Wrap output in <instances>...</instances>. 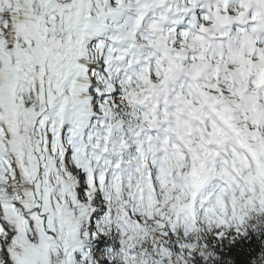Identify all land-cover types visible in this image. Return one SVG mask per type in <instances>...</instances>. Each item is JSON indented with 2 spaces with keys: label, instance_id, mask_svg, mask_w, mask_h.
Listing matches in <instances>:
<instances>
[{
  "label": "snow or ice",
  "instance_id": "1",
  "mask_svg": "<svg viewBox=\"0 0 264 264\" xmlns=\"http://www.w3.org/2000/svg\"><path fill=\"white\" fill-rule=\"evenodd\" d=\"M0 264H264V0H0Z\"/></svg>",
  "mask_w": 264,
  "mask_h": 264
}]
</instances>
